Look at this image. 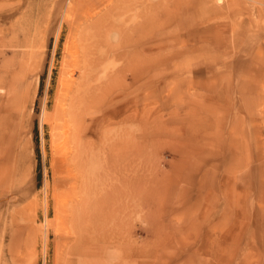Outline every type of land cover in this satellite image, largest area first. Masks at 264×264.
Masks as SVG:
<instances>
[{
    "label": "rangeland",
    "instance_id": "rangeland-1",
    "mask_svg": "<svg viewBox=\"0 0 264 264\" xmlns=\"http://www.w3.org/2000/svg\"><path fill=\"white\" fill-rule=\"evenodd\" d=\"M111 25L101 38L131 41L147 68L121 78V112L101 132L115 139L114 182L132 184L107 224L117 246L98 260L264 264V0H0V264L82 263L66 251L62 111L82 49Z\"/></svg>",
    "mask_w": 264,
    "mask_h": 264
},
{
    "label": "bare ground",
    "instance_id": "bare-ground-1",
    "mask_svg": "<svg viewBox=\"0 0 264 264\" xmlns=\"http://www.w3.org/2000/svg\"><path fill=\"white\" fill-rule=\"evenodd\" d=\"M98 23H95L92 27L97 26ZM143 25L145 26V23ZM110 28L115 29L112 25L101 28L98 32L99 38L94 39V36L91 39L94 43L93 48L82 49L81 60L77 65L81 71L74 80L76 86L75 88L71 87L66 93V100L70 101V107L63 108L62 111V128L65 129L64 135L67 136L65 140L69 143L70 140H67L73 139L74 148L72 151L68 150L64 158V162L67 164L66 179L70 183L73 192L72 200L75 202V205L70 210L72 215L70 223L72 224V234L74 236L67 238V242L71 243V247L66 251L69 255L77 253L81 256L83 258L81 264H101L98 258L106 252L107 248L110 249L117 246L114 240L115 230L107 224L110 222V217L116 206H123V209H127L125 205L128 202L125 201L124 205L116 197V194L122 190H129L132 183H125V181L124 183L122 181L121 183L114 182L117 169L115 167H117L119 160L117 153H114L113 149L115 139L108 138L106 140L104 137L101 138V132L103 127L106 126L112 130V127L116 124L114 118L121 112L116 108L117 98L120 96V92H117L116 89L122 80L121 78H125L129 74L137 78V74L141 76V74L146 73L147 68V62L142 58L141 54L133 52L134 49L132 47L126 46L132 45L131 41L129 43L122 42L123 45L118 46L107 39L101 38L103 31L107 32ZM129 29L136 31L138 28L131 27ZM129 29H125L122 26L123 35ZM127 39L125 38V40ZM142 47L144 49L148 48L146 44H142ZM116 57L122 60L120 65L104 63L106 59L107 61L109 59L114 60ZM73 89L74 95L72 96ZM128 119L131 121L132 116L128 115ZM94 137L102 139V142L111 147L108 148L105 156H101L99 154L100 151H97ZM83 138L88 139L90 154L86 156L87 158L82 156L80 149L84 145ZM99 145H101V141ZM125 157V159H128L129 155L126 154ZM69 158H71V161H69ZM101 159L108 166L106 173L93 167L96 164H101ZM104 177H107V180L103 179ZM61 206H64L63 203H61ZM111 226L113 227V225ZM104 230H106L105 235L107 236L105 237L106 240L101 242L97 236ZM63 231L66 232L68 230ZM126 251H128L127 248L125 249ZM66 260L67 264H72L69 259Z\"/></svg>",
    "mask_w": 264,
    "mask_h": 264
}]
</instances>
